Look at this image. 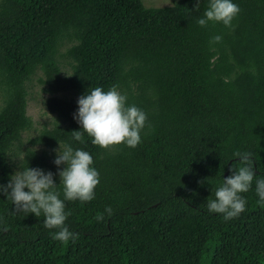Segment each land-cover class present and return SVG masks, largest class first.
Masks as SVG:
<instances>
[{
	"label": "trees",
	"instance_id": "1",
	"mask_svg": "<svg viewBox=\"0 0 264 264\" xmlns=\"http://www.w3.org/2000/svg\"><path fill=\"white\" fill-rule=\"evenodd\" d=\"M235 2L228 28L196 23L207 0H0V184L17 155L59 183L58 141L87 150L100 175L94 199L66 202L78 236L63 243L43 214L0 193V264H264L254 182L236 217L205 208L238 166L233 152H251L264 175V0ZM34 79L51 115L40 129L28 115ZM112 85L146 113L141 142L101 148L82 130L72 140L78 97ZM105 205L112 214L97 220Z\"/></svg>",
	"mask_w": 264,
	"mask_h": 264
},
{
	"label": "clouds",
	"instance_id": "2",
	"mask_svg": "<svg viewBox=\"0 0 264 264\" xmlns=\"http://www.w3.org/2000/svg\"><path fill=\"white\" fill-rule=\"evenodd\" d=\"M199 4V0L195 7ZM239 12L235 0H207L203 14L196 19L200 26L209 22H219L232 27V21ZM211 41L221 40L219 34L210 37ZM77 109L73 119L80 125L73 130L71 139L81 141L82 131L91 138V143L101 148L123 144L135 147L141 142V132L145 127L147 115L137 105L128 103L127 96L116 85L103 89L101 86L89 87L77 99ZM82 130V131H81ZM55 148L54 164L58 166L59 183L51 171L39 167L23 166L20 157L18 169L9 175L6 183L0 184V193L10 200L14 210L39 217L43 214V226L55 229L50 232L53 240L74 241L78 233L65 224L69 215L66 202H87L94 199L95 188L99 183V171L93 165V156L85 149L74 147L71 142L58 141ZM239 164L230 169V174L211 188L206 198L205 208L210 213L222 214L224 220L239 215L246 207V193L253 186L257 203L264 205V175H257L253 168L252 153L244 150L232 153ZM63 165L62 168L59 166ZM255 177V179H254ZM27 189V190H25ZM110 205L96 219H103L104 213L112 214Z\"/></svg>",
	"mask_w": 264,
	"mask_h": 264
},
{
	"label": "rangeland",
	"instance_id": "3",
	"mask_svg": "<svg viewBox=\"0 0 264 264\" xmlns=\"http://www.w3.org/2000/svg\"><path fill=\"white\" fill-rule=\"evenodd\" d=\"M146 7L163 8L171 7L178 0H142ZM47 95L41 91V86L38 85L36 79L30 89V98L28 103V115L32 118L34 126L40 129L44 123L51 120V115L46 111L44 101ZM2 99L0 98V105Z\"/></svg>",
	"mask_w": 264,
	"mask_h": 264
},
{
	"label": "water",
	"instance_id": "4",
	"mask_svg": "<svg viewBox=\"0 0 264 264\" xmlns=\"http://www.w3.org/2000/svg\"><path fill=\"white\" fill-rule=\"evenodd\" d=\"M226 175H227V173H226ZM226 175H225V176H226Z\"/></svg>",
	"mask_w": 264,
	"mask_h": 264
}]
</instances>
